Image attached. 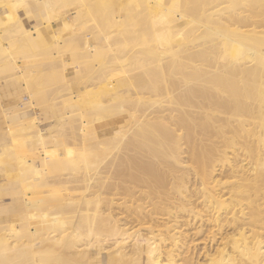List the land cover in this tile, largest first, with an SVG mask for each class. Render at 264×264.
Wrapping results in <instances>:
<instances>
[{
	"label": "bare ground",
	"instance_id": "obj_1",
	"mask_svg": "<svg viewBox=\"0 0 264 264\" xmlns=\"http://www.w3.org/2000/svg\"><path fill=\"white\" fill-rule=\"evenodd\" d=\"M1 124L0 264H264V0H0Z\"/></svg>",
	"mask_w": 264,
	"mask_h": 264
},
{
	"label": "rangeland",
	"instance_id": "obj_2",
	"mask_svg": "<svg viewBox=\"0 0 264 264\" xmlns=\"http://www.w3.org/2000/svg\"><path fill=\"white\" fill-rule=\"evenodd\" d=\"M48 123L46 122V126L48 127ZM4 125L3 124H1V126L0 127H3ZM3 132H4V130H1L0 129V137H2V134H3ZM5 139H7V136L6 135H4L3 136V142H4V140ZM218 172V171H217ZM219 173V172H218ZM217 173V174H218ZM191 177V176H190ZM189 179V178H188ZM189 183H191V180L189 179V182H188V184ZM190 185V184H189ZM146 189V188H145ZM140 190H144V189H140ZM195 198V197H194ZM147 204H148V202H146ZM144 204V205H147V204ZM124 210V208H119V211L121 212V210ZM118 209H114V210H112V214L114 215L115 213H117L118 211H117ZM186 218H183V220H185ZM130 218L128 219V221L126 220V222L128 223V226H129V228H131V226L133 227L136 223L135 222H133V220L131 219L130 221ZM131 221H132V223H131ZM160 222V220H158L157 221V223H159ZM195 223V222H194ZM131 225V226H130ZM199 224H197V226H198ZM136 226V225H135ZM186 226V225H185ZM184 226V233H186L185 235H187L186 236V244H187V246L186 247H184L183 248V251L181 250V252L183 253H181L180 252V255H179V260L180 259H182V258H184L183 256H189L188 254L190 253V258H194V259H198V260H203L204 259V257H206V255L208 254V251H210L211 249H213L216 245H213L214 244V242H216V241H210V239L211 240H216V239H212V237L214 238V237H218V236H211L210 238L209 237H206L205 235H203L204 234V232L202 231L201 233H197L196 234V232H194V229L196 228L195 226H196V223L193 225V223L192 222H190V225H187L186 227ZM206 226V225H205ZM205 228V227H204ZM229 228H227L226 230H228ZM230 230V229H229ZM104 232V231H103ZM106 232H107V230H106ZM106 232H104V234L106 233ZM193 232H194V234H193ZM107 234H109V233H106V235ZM217 235V234H216ZM219 235V234H218ZM205 237V238H204ZM207 238V239H206ZM109 240V241H108ZM189 240L191 241V242H189ZM114 241V240H113ZM113 241H112V238H108L106 241H104L103 242V245L105 246V247H109L110 249H112V246L110 247V245H112V243H113ZM207 241V242H206ZM210 241V242H209ZM109 242V243H108ZM112 242V243H111ZM128 242H129V239H128ZM189 242V243H188ZM104 243H108V245H105ZM213 243V244H212ZM210 244L212 245V247L210 246ZM216 244V243H215ZM94 245H99V243H94ZM108 248V249H109ZM184 250L186 251V252H184ZM187 254V255H186ZM180 261H182V260H180ZM179 261V262H180ZM182 263H183V261H182ZM181 263V264H182ZM180 264V263H179Z\"/></svg>",
	"mask_w": 264,
	"mask_h": 264
}]
</instances>
